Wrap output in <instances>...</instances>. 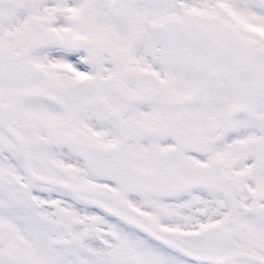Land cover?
<instances>
[{
	"label": "snow or ice",
	"instance_id": "obj_1",
	"mask_svg": "<svg viewBox=\"0 0 264 264\" xmlns=\"http://www.w3.org/2000/svg\"><path fill=\"white\" fill-rule=\"evenodd\" d=\"M0 264H264V0H0Z\"/></svg>",
	"mask_w": 264,
	"mask_h": 264
}]
</instances>
